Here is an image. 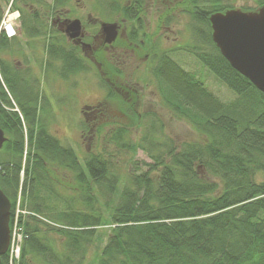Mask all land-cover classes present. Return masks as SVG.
Listing matches in <instances>:
<instances>
[{
  "label": "trees",
  "instance_id": "trees-1",
  "mask_svg": "<svg viewBox=\"0 0 264 264\" xmlns=\"http://www.w3.org/2000/svg\"><path fill=\"white\" fill-rule=\"evenodd\" d=\"M125 1L123 7L118 0L112 6L125 20L141 27L144 0ZM255 1V8L242 10L264 5V0ZM34 2L45 6L50 16L68 0H53L51 6L42 0H12L20 12L22 6ZM177 4L196 22L193 32L201 44L189 52L233 97L220 99L195 72L182 68L167 52L153 56V44L146 39L143 50L156 61L152 72L162 104L204 140L178 147L171 141L150 143L149 148L156 152L149 155L151 162H145L147 170L128 175L114 206L106 208V216L99 209L56 210L46 202L40 187L45 191L53 172L49 167L54 164L76 173L89 206L87 175L111 194L116 193L115 182L119 181L99 184L110 173L107 159L91 153L84 166L80 164L73 149L62 145L44 124L39 112L42 94L27 78L28 70L20 71L0 58V127L6 137L0 148V189L11 202V215L18 192L22 207L31 213L20 218L24 235L15 264H264V178H256L257 173L264 175V94L229 64L212 41L209 15L234 8L233 3L179 0ZM22 14L25 34L50 32V27L45 29L43 14ZM140 27L130 31L131 41H137ZM59 33L63 39L64 34ZM11 41L0 34V50L9 49ZM45 48L51 60L61 62L62 78L88 70L86 59L74 51L76 47L67 49L56 39ZM92 55L104 71L106 98L118 96L111 85L117 86L112 76L118 70L104 59V52ZM124 105L134 112L133 105ZM124 131L119 126L110 137ZM105 227L108 230L101 243L100 233L105 232L101 228ZM94 238L96 253L91 260L88 247ZM0 264H9L7 253L0 256Z\"/></svg>",
  "mask_w": 264,
  "mask_h": 264
},
{
  "label": "rangeland",
  "instance_id": "rangeland-1",
  "mask_svg": "<svg viewBox=\"0 0 264 264\" xmlns=\"http://www.w3.org/2000/svg\"><path fill=\"white\" fill-rule=\"evenodd\" d=\"M42 1L48 6L53 4V0ZM118 1L120 7L126 4L125 0ZM178 1L144 0L141 27L136 22L125 20L120 10L112 6L114 0H68L67 5L50 16L45 6L34 2L35 4L29 6L30 9L27 8L25 12L43 14V19L46 20L45 29L50 27V32L31 36L25 34L18 24V32L16 38L11 41L10 48L0 50V58L9 61L20 71L28 70L27 78L43 95H41L43 102H39V112L48 131L57 137L62 145L71 147L83 166L91 153L101 154L107 159V165L110 167L107 176L109 180L104 178L99 184L107 186L115 179L119 181L115 182L116 193L111 194L108 190L98 187L87 175L86 182L91 186L88 203L92 205L89 206L86 200H83L87 193L81 192L84 187L80 185L82 182L76 179V173L69 167L54 164L49 167L53 169L51 178L46 180L45 188L48 191L46 189L43 191L40 187L51 208L56 210L73 208L85 212H95L99 209L101 214L106 216L108 213L106 208L114 206L118 193L128 181V175L147 170L145 162H151L149 155L156 152L153 147L149 148L150 143L171 141L178 147L187 142H203V135L185 120L172 116L162 104L158 81L152 72L156 62L152 55L167 52L182 68L195 72L220 99L228 100L233 97L231 91L189 52L193 50V46L201 42L193 32L196 22L181 9ZM230 2L234 8L241 10L257 6L255 0ZM10 4L13 7L12 0H0L1 18L7 9L11 11ZM76 18L82 23L83 36L70 39L65 34L63 39L60 38L59 31L63 32L66 23ZM101 22L119 24L120 43L104 47L102 50L105 53L104 59L118 70L112 76V81L116 82L120 89L116 90L118 96L111 99L106 98L107 81L104 82L101 78L104 71L92 55L96 48L102 46L104 35L100 27ZM139 27L140 29L136 30L137 41L133 42L129 39V33ZM56 39H59L67 49L76 47L74 51L86 59L88 70L62 78L59 75L61 62L51 60L45 48L46 43L52 40L54 42ZM146 39L153 44L151 56L144 51L140 54L137 52L139 46L147 45ZM111 85L116 89L117 86ZM126 90L135 93L128 96ZM124 103L133 105L134 112L131 113ZM85 109L92 112L87 117L83 113ZM119 126L125 130L123 134L111 138L113 131ZM26 149L25 147L23 152V164L27 160ZM256 178L263 179V173H257ZM86 182L84 186L87 190ZM21 198L18 192L12 206L13 211L17 208L18 202L19 208L29 210L22 207ZM27 216L21 214L23 219ZM101 230H105L100 233L101 243H104L108 228ZM54 238L58 246V238ZM96 244L97 239L94 238L88 247L91 260L96 253Z\"/></svg>",
  "mask_w": 264,
  "mask_h": 264
},
{
  "label": "water",
  "instance_id": "water-1",
  "mask_svg": "<svg viewBox=\"0 0 264 264\" xmlns=\"http://www.w3.org/2000/svg\"><path fill=\"white\" fill-rule=\"evenodd\" d=\"M211 38L222 56L241 75L264 94V5L256 10L229 8L208 17ZM104 43L111 44L118 35L117 22H101ZM70 39L82 36L79 19L70 20L65 29ZM6 140L0 127V148ZM10 200L0 189V256L6 254L10 237Z\"/></svg>",
  "mask_w": 264,
  "mask_h": 264
},
{
  "label": "built area",
  "instance_id": "built-area-1",
  "mask_svg": "<svg viewBox=\"0 0 264 264\" xmlns=\"http://www.w3.org/2000/svg\"><path fill=\"white\" fill-rule=\"evenodd\" d=\"M17 19L18 13L16 11H10L7 9L0 22V33L7 38H12L17 34ZM21 214H31L26 210L19 208V202L17 208L14 210L11 217L10 227V240L8 248V260L9 264H15V260L19 259L21 245L23 242V228L20 224Z\"/></svg>",
  "mask_w": 264,
  "mask_h": 264
},
{
  "label": "flooded vegetation",
  "instance_id": "flooded-vegetation-1",
  "mask_svg": "<svg viewBox=\"0 0 264 264\" xmlns=\"http://www.w3.org/2000/svg\"><path fill=\"white\" fill-rule=\"evenodd\" d=\"M27 8H29V6H22V10H23V12H20V17H21V15H23L22 13H24V11H26V9ZM30 9V8H29ZM21 19V18H20ZM73 20V19H72ZM70 21V20H69ZM68 21V22H69ZM67 22V23H68ZM20 23H21V21H20ZM67 23H66V25H67ZM66 27V26H65ZM82 28H83V26H82ZM65 29V28H64ZM64 32V31H63ZM118 32H119V29H118ZM84 34V33H83ZM129 35H130V33H129ZM130 39V38H129ZM103 40H104V37H103ZM102 40V46L100 47V48H96L94 51L96 52V51H98V52H102V50L104 49V47H108V46H115V45H117L118 43H120V39H119V37H118V35H117V37H116V39H115V41L114 42H112L111 44H105L104 43V41ZM133 41V40H132ZM131 42V41H130ZM134 42V41H133ZM143 46L144 45H141V46H139V51H137V52H142V51H144L143 50ZM93 51V52H94ZM92 52V53H93ZM148 52H150V51H148ZM145 55V54H144ZM120 86H117L116 87V89L115 90H118V89H120L119 88ZM122 88V87H121ZM118 92V91H117ZM133 93H135V92H132V91H129V90H126V94H128V96H131ZM88 108H90V106L88 107ZM83 113H84V115L87 117L88 116V114L89 113H92L91 111H89V110H83Z\"/></svg>",
  "mask_w": 264,
  "mask_h": 264
}]
</instances>
